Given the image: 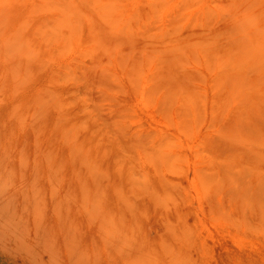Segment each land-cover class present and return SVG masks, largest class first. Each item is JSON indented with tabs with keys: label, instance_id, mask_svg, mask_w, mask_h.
I'll return each instance as SVG.
<instances>
[{
	"label": "rangeland",
	"instance_id": "374dc122",
	"mask_svg": "<svg viewBox=\"0 0 264 264\" xmlns=\"http://www.w3.org/2000/svg\"><path fill=\"white\" fill-rule=\"evenodd\" d=\"M0 264H264V0H0Z\"/></svg>",
	"mask_w": 264,
	"mask_h": 264
},
{
	"label": "clouds",
	"instance_id": "9594fccd",
	"mask_svg": "<svg viewBox=\"0 0 264 264\" xmlns=\"http://www.w3.org/2000/svg\"><path fill=\"white\" fill-rule=\"evenodd\" d=\"M69 252H74L76 250V243L74 241L69 242Z\"/></svg>",
	"mask_w": 264,
	"mask_h": 264
}]
</instances>
